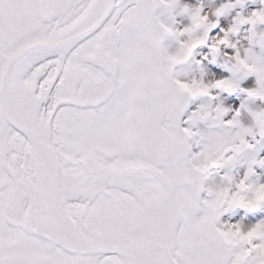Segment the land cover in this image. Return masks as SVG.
<instances>
[{"label": "snow or ice", "instance_id": "obj_1", "mask_svg": "<svg viewBox=\"0 0 264 264\" xmlns=\"http://www.w3.org/2000/svg\"><path fill=\"white\" fill-rule=\"evenodd\" d=\"M156 2L0 0V264H264L193 179L226 133L192 152Z\"/></svg>", "mask_w": 264, "mask_h": 264}, {"label": "clouds", "instance_id": "obj_2", "mask_svg": "<svg viewBox=\"0 0 264 264\" xmlns=\"http://www.w3.org/2000/svg\"><path fill=\"white\" fill-rule=\"evenodd\" d=\"M249 0H235L234 3L221 4L214 12V16L219 18L224 16L230 10L239 8L240 11L235 12L232 26L227 30H221L222 37H216L212 40L211 45L215 51H210L212 60L210 63H215L218 59L223 62V66L235 76L240 72L253 74L256 72V64L253 63L254 57H259L251 48L237 50L235 55L222 56L220 53L221 46H227L232 49H237V42H232V38L237 36L240 29L244 25H248L247 36L250 42H254L261 49H264V7L255 11L258 15H253V12L244 13V8ZM252 3L259 2L264 5V0H251ZM156 8H161L167 11L169 19L173 23H164L158 19L157 29L158 36L161 41L165 37H174L177 42V47L174 52L166 56L161 55V62L167 69L168 75L179 83L176 84L177 89L184 95L185 99L210 98L207 93L213 89H219L223 92L233 93L238 90V85L230 79H215L204 83L202 79L187 78V73L178 71L179 68L188 64L193 58L195 50L207 44L209 33L217 25L216 22L209 19L208 15L201 14L200 7L185 6L181 9V13L190 19V24L178 31L174 27V4L173 0H157ZM260 26V30H258ZM224 40L227 43L221 44ZM160 46V45H159ZM185 77L181 79L180 77ZM219 85V88H217ZM261 94L252 97L261 99ZM211 99V98H210ZM221 109L220 113L216 109ZM226 109L217 106L212 108L211 104H204L201 121H211L215 128L235 130L234 135H225L199 159V167L193 173V179L202 185L213 177L214 172H219L221 169H231L248 153L254 152L257 141V136L264 138V110H259L253 114V120L248 127H240L236 117L224 120ZM219 117V118H217ZM231 153V155H229ZM227 157V159H226ZM253 155L247 161V171L242 177H236L231 172L219 177L208 188L207 193H210L209 200L214 203V210L220 218L235 209H243L249 213H254L264 208V182H250V178L255 175L254 167L259 165L260 161ZM222 228L226 232V239L237 243L246 242L245 238L251 228H244L240 224L232 225L225 223Z\"/></svg>", "mask_w": 264, "mask_h": 264}, {"label": "rangeland", "instance_id": "obj_3", "mask_svg": "<svg viewBox=\"0 0 264 264\" xmlns=\"http://www.w3.org/2000/svg\"><path fill=\"white\" fill-rule=\"evenodd\" d=\"M250 1L251 0H249V3H247L248 5L244 8L245 14L252 12V11H258L261 8V4L259 2H257V3L251 2L250 3ZM224 3H230V0H217V2H216L217 6H216L215 10L221 4H224ZM203 6H204V10H203L204 14L208 15L210 20H211V18H215V16H214L215 10L211 9L210 11H208L209 6L205 5V4ZM234 17L235 16L230 15L226 18L227 25L224 24L223 30H227L229 27L232 26ZM247 27H249V26H247ZM221 30L217 33L216 37H222L223 33ZM258 30H260V26H258ZM243 33H244V37L243 36L241 37V35ZM239 34H240L241 38L237 37V36H235V37L237 39L239 38V40L242 43L240 45L241 47H239V48H241L240 50L249 49L250 44H249L248 39H247L248 38L247 30L242 31L240 29ZM245 35L247 36V38H245ZM232 39H234V37ZM237 39H236V41H237ZM251 45H253L255 47L256 44L252 43ZM256 46H257V48L252 49V51L254 53H256L257 55H260V56L254 57L252 62L256 64L257 70L253 74H249L247 72H244L245 78L251 77L250 78L251 80L243 78V82H242V80H241V82L243 83V86L249 85L250 88H254L256 82L260 81L258 88L255 90H256V93H258V92L261 93L264 91V52H263L264 49H261L258 45H256ZM232 50L233 49L230 48L226 52H228V54L230 56L235 55L236 52L232 53ZM210 61H211L210 59H208V61H206L207 66L203 65V62L202 63L199 62L197 64V66H195L193 69L192 78L202 79L204 83H208L209 81H213L215 79H224L226 76V72L223 69L221 70V68L218 65H216L215 63H210ZM262 83H263V85H262ZM215 92L216 93H214V94L215 95L217 94L216 101L219 103V107L226 109V115L224 117V120L227 121L229 119H232L233 117H236V120H237L240 127H248L249 125H251L252 120H253V114L258 112L259 110H264V101L252 98L255 96H249L248 95V98H247L245 96L239 95V96H237V98L231 99L227 95V93L225 94L223 91H221L219 89H215ZM251 92H255V91L251 90ZM236 113H239V115L237 116ZM203 123H204L205 127H203L201 131L197 128L196 132L198 133V135H197V137H195V139H193V141L190 142L192 144V147L196 148L197 152L200 150L199 147H197V141H200L201 137H207V136H209L211 134H215L219 131L217 128H215L213 126L211 121H203ZM235 130L236 129H233V130L220 129V131L225 132L226 135H234ZM256 139H257V141H259V143L256 145L258 147L256 148V150L254 152L248 153L237 164L233 165L231 167V169H228V168L221 169L220 174L224 175L226 173L231 172V174L233 176L242 177L244 175V173L247 171V161L253 155H255L256 158H258V160L264 159V138L257 136ZM260 150H261V152H259ZM229 155H231V153ZM258 155H259V157H258ZM254 168H255L254 170H257V169L259 170L258 172H260L259 173L260 178L259 179L258 178L252 179V183L264 182V168H261L259 165L255 166ZM220 174L217 178H212V181L214 182L215 180H218L220 177ZM213 182H211L209 184V187L212 186ZM206 199H209L208 195L206 196ZM260 212L264 213V208H261L260 210L257 211V213H260ZM256 223H259V221L256 220L252 226H254Z\"/></svg>", "mask_w": 264, "mask_h": 264}, {"label": "flooded vegetation", "instance_id": "obj_4", "mask_svg": "<svg viewBox=\"0 0 264 264\" xmlns=\"http://www.w3.org/2000/svg\"><path fill=\"white\" fill-rule=\"evenodd\" d=\"M173 4H174V11L177 14L178 18L180 19H188L190 20L186 15L180 14L181 13V9H183L185 6H189V7H202V0H192V1H187V0H173ZM155 16L160 20L162 19L164 22L168 23L169 21V16L167 14V11L161 8H156L155 9ZM160 50H161V55L162 56H166L168 54H171L172 52H174V50H171V47L167 46V40L165 42L164 45L160 46ZM178 71L180 72H185L187 73V78H192V65H184L181 68L178 69ZM181 79H184L185 77H180ZM193 103H194V107H193ZM196 100L194 102L190 101L189 104V111H194V109H196ZM193 108V110H191ZM193 153H197L196 150L192 151Z\"/></svg>", "mask_w": 264, "mask_h": 264}]
</instances>
